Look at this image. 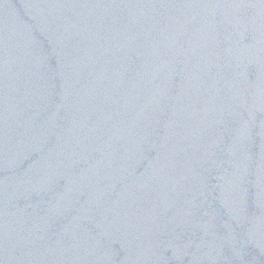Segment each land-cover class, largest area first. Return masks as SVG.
Returning a JSON list of instances; mask_svg holds the SVG:
<instances>
[{"label":"water","instance_id":"obj_1","mask_svg":"<svg viewBox=\"0 0 264 264\" xmlns=\"http://www.w3.org/2000/svg\"><path fill=\"white\" fill-rule=\"evenodd\" d=\"M0 264H264V0H0Z\"/></svg>","mask_w":264,"mask_h":264}]
</instances>
